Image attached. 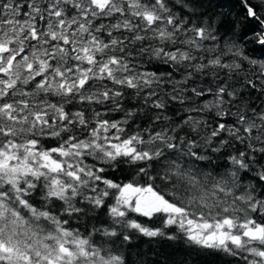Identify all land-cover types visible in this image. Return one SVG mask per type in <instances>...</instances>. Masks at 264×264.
<instances>
[{
    "label": "snow or ice",
    "instance_id": "1",
    "mask_svg": "<svg viewBox=\"0 0 264 264\" xmlns=\"http://www.w3.org/2000/svg\"><path fill=\"white\" fill-rule=\"evenodd\" d=\"M239 4L0 0V264H264V0Z\"/></svg>",
    "mask_w": 264,
    "mask_h": 264
},
{
    "label": "trees",
    "instance_id": "2",
    "mask_svg": "<svg viewBox=\"0 0 264 264\" xmlns=\"http://www.w3.org/2000/svg\"><path fill=\"white\" fill-rule=\"evenodd\" d=\"M216 2L220 5H223V11L228 12L232 11L233 13L239 12L240 4L239 0H216ZM244 31L249 32V39L247 40V48L250 51H253L256 55H264V46H261L257 42V38L255 35H252V28L249 26V22H243ZM153 249V252L149 254L152 259H160L162 262L167 257L169 260L173 261L174 264H180L181 261H186L187 264H204L202 258L196 255L195 251H192L180 243L177 242H160V243H147L144 242L141 244V248L147 252L149 248ZM161 253L159 257L155 255V253Z\"/></svg>",
    "mask_w": 264,
    "mask_h": 264
}]
</instances>
